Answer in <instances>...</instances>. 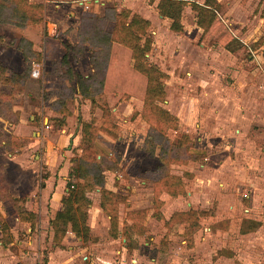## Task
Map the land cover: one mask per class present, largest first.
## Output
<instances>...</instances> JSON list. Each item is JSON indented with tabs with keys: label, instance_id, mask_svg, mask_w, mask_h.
Here are the masks:
<instances>
[{
	"label": "rangeland",
	"instance_id": "374dc122",
	"mask_svg": "<svg viewBox=\"0 0 264 264\" xmlns=\"http://www.w3.org/2000/svg\"><path fill=\"white\" fill-rule=\"evenodd\" d=\"M101 1L78 5L76 19L64 25L72 27L77 20L79 26L92 6L99 13L104 7L126 12L122 15L126 22L141 17L148 22L134 25L138 57L118 53L108 64L106 81L92 72L90 79L78 84L76 68L90 72L89 45L71 52L80 43L78 31L53 29L48 34L42 9L35 40L46 49L43 55L39 51L41 58L35 62L39 74L33 77L30 71L25 80L28 89L24 92L23 87V93L12 98L24 106L12 107L18 114L22 111L23 118L13 122L21 136L14 141L20 146L29 141L28 152L17 157L18 147L9 155L0 142V179L14 186L9 191L8 181L7 188L0 184V221L13 233L12 244H0V264H47L50 253L56 264L119 260L134 264L133 258L136 264H264V0H215L216 15L244 46L240 55L212 41L197 25L191 3L205 0H184L180 31L172 30L171 20L158 12V0ZM45 13L52 12L45 9ZM52 16L59 24L65 14ZM114 25L109 20L108 31ZM5 27L1 45L12 50L19 33ZM64 53L66 61L61 60ZM69 58L76 63L72 65ZM143 68H148L145 77L139 75ZM5 89L1 85L0 90ZM3 118L0 135H7L11 130ZM83 132L88 135L84 143ZM182 136L189 142L186 150L166 142ZM89 139L99 148L90 169L101 173L103 188L118 195L117 221L110 228L109 216L100 208V186L93 185L86 193L91 198V235L79 244L67 242L57 248L48 233L36 230V214L51 207L41 201L40 189L49 176L56 178V168H64L59 175L66 177L67 189L68 182L76 179L75 159L85 147L90 149ZM99 150L107 154L104 159ZM186 155L190 157L180 159ZM14 163L28 167L16 176ZM168 183L170 188L182 186L183 191L155 194L156 188ZM11 195H19L15 204ZM25 205L33 210L28 216L23 213ZM191 209L199 215H195L198 229L193 221V225L183 220L168 224L172 214ZM132 222L128 243L123 228ZM44 223L50 225L51 220L45 217ZM69 245L72 251H66Z\"/></svg>",
	"mask_w": 264,
	"mask_h": 264
},
{
	"label": "trees",
	"instance_id": "16d2710c",
	"mask_svg": "<svg viewBox=\"0 0 264 264\" xmlns=\"http://www.w3.org/2000/svg\"><path fill=\"white\" fill-rule=\"evenodd\" d=\"M6 1L7 2L0 0V23L24 27L27 24L37 23L42 19L40 14L42 13L43 5L41 3L32 4L28 3L29 1L27 0ZM183 4H185L184 0H158V12L162 16L168 17L171 20L169 26L172 30H182L180 15ZM191 6L196 11L197 25L205 30L212 41L224 46L229 51L236 52L238 55L243 53L244 46L241 41L233 35L223 20L216 15V7L218 5L215 0H205L203 4L192 2ZM122 15H127V13L122 11L120 12L114 7H104L102 16L89 11L85 12L82 15L83 17L81 18L80 25L77 27L78 40L80 43L76 47L73 46L70 48L72 52L73 50H77L79 46L87 43L90 48L89 59L93 68V73H95V76H98L103 81H106L108 78V64L112 62L113 57L118 55V53L126 52L129 57H138L136 50L139 47L133 44L134 41L138 39L135 35L136 27H134V25L138 26L140 22L147 23L148 21L141 17L138 18L133 16L128 22H126V20H124L126 17ZM109 20H113L115 23L113 28L114 30L111 32L108 31L106 27ZM4 38L5 36L0 34V42H2ZM16 48L20 51L25 62V67L21 72H11L8 74L6 67L0 63V83H5L12 87L10 93H0V116L8 119L11 123L17 121L19 118L17 111L12 110L13 95L22 92L25 80L28 78L29 72L31 71L32 63L38 62L41 58L39 51L34 50L32 48V42L24 36L19 37ZM66 59H68V56L64 53L61 60L66 61ZM147 70L148 68H143L139 75L145 77L146 74L144 72H147ZM75 77L79 84V81L86 82L91 76H83L80 73H76ZM81 88L84 89V84H81ZM148 88L149 87L146 88V92ZM83 95L89 96L88 93H83ZM86 126L87 124L84 123L82 131H84ZM82 134V142L84 143V140L88 138V135L84 132ZM14 140V136L0 135V142L3 141L5 149L9 152L20 147V144ZM187 141L188 139L186 136H182L180 139L177 138L173 142L166 140L169 146L182 148V150L189 148V142ZM13 143L15 144V147L12 148L11 145ZM86 144L90 146V149L85 147L81 157L75 159L77 161V165L74 170L76 179L68 182L66 193L61 198V209L56 211L54 215L53 241L58 245H60L62 238L68 230L72 231L75 236L81 238L82 240L88 239L91 235L90 228L87 223L88 208L91 200L86 193L88 192V189L93 187V185L100 186V208L107 216H109L110 228L112 227V224H116L117 221V212L115 209L116 204L119 202L118 195L106 188H103V176L101 173L90 169V166L93 164V160L97 156L96 149L99 148L91 139L86 140ZM192 147L193 146H190L191 152H197V150H194V147ZM99 151L101 152L100 158L104 159L107 154L103 155L102 153L104 152L101 150ZM189 157L190 155H186L180 159L184 161ZM2 170L3 165H0V175L2 174ZM90 175L92 178L91 181L89 179ZM77 178L81 181L77 180ZM3 180L5 179L3 178ZM172 182L173 180H171V183ZM171 183H168L166 185L167 187L159 186L156 188L155 194H158L161 190H166L172 195H177L183 191V187L180 185L176 188H170L173 187L170 186ZM0 184L4 185L5 188L8 187L7 181L5 182L0 179ZM106 193L109 195L108 198ZM11 196V201L15 204L17 197L14 195ZM110 208L112 210H110ZM23 213L28 216L30 212L24 210ZM195 215L199 218L196 210L193 209L187 212H176L171 215L169 222H167L168 224H173L183 220L184 222L182 223L189 221L188 224L193 225L191 223L192 221L198 223V219H195ZM134 223L132 222L128 228H123V233L126 236L128 243L130 241V231L132 230ZM193 226L198 229L199 223ZM0 230L2 233L1 243L3 245L9 244L12 241V234L8 225L4 221H0ZM117 230L114 229L113 236H117ZM194 231L195 230H193V232ZM193 232L191 231L188 234Z\"/></svg>",
	"mask_w": 264,
	"mask_h": 264
},
{
	"label": "crops",
	"instance_id": "0c3cea01",
	"mask_svg": "<svg viewBox=\"0 0 264 264\" xmlns=\"http://www.w3.org/2000/svg\"><path fill=\"white\" fill-rule=\"evenodd\" d=\"M35 2L41 3L43 5V11H44V14H45V16L43 17V28L48 31V34H51V31L53 29L56 30V32L58 33V30L62 31V30H65L66 28L70 29L71 34H72V32L74 34H76L77 33V27H78L77 26V20L73 24L72 27H67L64 24H65L66 21L71 23L70 19H73V20H74V18L76 19V9L78 8L77 6L78 5L79 6L80 5H82V6L88 5L89 6V4H91L92 2H93L92 4H95V5L103 3V1H101V0H36ZM45 9L50 10L52 13L46 14L45 13ZM88 11L92 12V13H96V14L101 15V16L103 15V12L99 13V11L93 10V6H92L91 10H88ZM58 12H59V14H58ZM62 13L65 14V16H62ZM52 14H55V16H58V17L62 16L61 22H59V24H58L57 20L55 21V19L53 18L54 16H52ZM62 22H64V23L60 24ZM38 25L39 24L34 23V24L26 25L24 27H18V26L12 25V24L0 23V34L4 35L5 37H6V34L4 33V29L6 28L5 26H11L13 28H16V30H18V33H19V35L17 36V38L14 41V44L12 46V50L10 48L7 49L8 47L6 48V47L2 46L1 45L2 42H0V63L3 66L6 67L8 74H10L11 72H21L24 69V67H25L24 59H23L20 51L16 48V44H17V41H18L19 37L24 36L27 39H29L32 42V48L34 50H36V51H40V52L42 51L41 52L42 55L44 54L43 50L46 49L45 46H44L45 44L44 43H38V41L35 40V37L38 40L39 34H40L38 32L40 30ZM4 39H6V38H4ZM61 40L65 41V37L63 39H61ZM41 44H42V46H41ZM59 45H58V47H59ZM11 55H13V56L11 57ZM15 55H16V57H15ZM69 59L71 60L72 65H73V62L76 63V60L74 61V60H72V58H69ZM34 64H35V62L32 63V65H34ZM40 64H41V66L44 65L43 57H42V61L40 62ZM89 70H90V72L88 71L89 73L88 72L84 73V72L79 71V69L76 68V72L80 73L83 76H89L90 74H92L93 68H91V65H90V69ZM43 71H44V68H43ZM30 79H31L30 83L32 84L33 78L30 77ZM44 82H46V81H44ZM28 83L27 84L25 83L24 86H23L24 87V90H23L24 92L28 89L27 88ZM45 84H47V83H45ZM1 85H5L6 89L5 90H0V92H4V93L11 92L12 87L10 85L4 84V83H0V89H1ZM12 107L15 108V109L17 108L18 110H21L24 106H20V104H17V103L13 102V106ZM0 119H2V116L0 117ZM22 119H23L22 118V111H20L17 124L19 123L20 120L22 121ZM5 121L7 122L6 125L8 126V130H11L10 132H7V135H11V136H14L17 139H21L20 134L17 132V129L15 128V126L17 124L11 123L7 119ZM37 137H39V135ZM33 140H35V138L32 139V142H33ZM2 143H3V141H2ZM28 144H29V141H27L25 143L22 141V144L19 147L21 152H19L18 155L16 154L17 157H21V158L24 157V154L28 152L26 150ZM17 150L18 149H15V152ZM8 154L9 155H14L15 153H12V151L11 152L8 151ZM13 166H15V168H16L15 169V173H16V176H17V175L23 173V170H20V169L27 168L28 167V163H23L20 166H17V164L14 163ZM59 170H57V168H56L55 171H54V174L56 175V178H52V176H49L48 180L43 183V186L40 189V193L42 194L41 201L42 202L45 201V203H48V204L50 203L51 207L49 209L45 208L44 210L40 209L38 211V214H36V219H39V223L37 225L36 230L39 231V234L48 233L50 243L53 244L54 246H56L57 248H63L64 245L67 244V242H69L70 244H73L71 242H75V243L79 244L80 241H82V239L77 237V236H75V234L72 231L68 230L66 232V234L64 235V237L62 238L60 245L56 244L53 241L54 215H55L56 211L61 209V198L65 194V191H66V187H65V184H66L65 178L66 177H63V176L59 175L64 170V168H61ZM57 175H59V176H57ZM8 183H9V189L8 190L11 191L12 189H14V186H13V184H10L11 183L10 181H8ZM14 196L17 197L19 195H14ZM89 198H90V196H89ZM90 205H91V203L89 204V207H90ZM25 208H26L27 211H30V212L33 211L29 207H26V205H25ZM88 212H89V208H88ZM45 217H47V218H49V220H51V224L50 225L49 224L47 225V224L44 223L45 222ZM108 220H109V218H108ZM87 223H88V218H87ZM48 226L50 228L47 231L46 228ZM89 228H90V225H89ZM27 229H30L32 231V229L30 227H27ZM10 232L13 235L11 229H10ZM70 238H73L75 241L70 240ZM68 240H70V241H68ZM12 243L13 242L11 241L9 244H12ZM0 244L2 245L1 239H0ZM72 247H73L72 245H69V247H67L66 251H72ZM49 253L50 252H48L47 255ZM51 255L52 254L50 253V256H49L47 264H56V262L55 263L53 262ZM71 258H72V256H71ZM131 260L133 261L132 263L136 264V262H137L136 260L137 259L133 258ZM216 260H219V259H216ZM119 261L120 262L118 264H121V260H119ZM122 264H128V262L123 261Z\"/></svg>",
	"mask_w": 264,
	"mask_h": 264
},
{
	"label": "built area",
	"instance_id": "2783aa9c",
	"mask_svg": "<svg viewBox=\"0 0 264 264\" xmlns=\"http://www.w3.org/2000/svg\"><path fill=\"white\" fill-rule=\"evenodd\" d=\"M84 6L85 7H88V5H84ZM39 68H40V66L38 67L36 64L33 65L32 70H31V75L33 77H37L38 76V74H39Z\"/></svg>",
	"mask_w": 264,
	"mask_h": 264
}]
</instances>
